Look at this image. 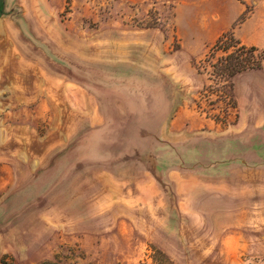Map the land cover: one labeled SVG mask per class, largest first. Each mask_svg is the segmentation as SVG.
Returning <instances> with one entry per match:
<instances>
[{
	"label": "rangeland",
	"instance_id": "rangeland-1",
	"mask_svg": "<svg viewBox=\"0 0 264 264\" xmlns=\"http://www.w3.org/2000/svg\"><path fill=\"white\" fill-rule=\"evenodd\" d=\"M10 2L0 229L19 244L0 264H264V167L246 154L264 130V71L228 96L197 71L226 32L264 49V0ZM120 183L129 210L108 214ZM234 203L258 212L242 247L218 230Z\"/></svg>",
	"mask_w": 264,
	"mask_h": 264
},
{
	"label": "crops",
	"instance_id": "crops-1",
	"mask_svg": "<svg viewBox=\"0 0 264 264\" xmlns=\"http://www.w3.org/2000/svg\"><path fill=\"white\" fill-rule=\"evenodd\" d=\"M9 4H11L10 0H3V14L0 16V23H5L6 27H7V29L4 31L5 33H3V35H4L3 38L9 37L10 29H14L12 27V24L7 22V19L9 16L6 15V13L8 12L7 6ZM251 19L252 18L247 19L246 23H248V21H250ZM263 71H264V68L261 70H254V71L245 72L243 74H246V73H262ZM38 113L39 112H37V110H32L31 115L32 116L33 115L38 116L39 115ZM48 114H49L48 112H46L44 114L42 113V116H46ZM179 114H180V111L177 112V116ZM177 116H176L175 120L177 119ZM208 120L209 119H207V121ZM248 145H249V149H247L248 151L246 154L249 155V157H251L250 159H253L252 160L253 163L251 165L255 166L256 168L264 167V130L263 131L261 130L259 132H256L255 134H253L251 136V138H249ZM151 178L156 180L159 187L161 186V184H160L161 182H160V180H158L159 178H156L155 176H151ZM230 180L235 181V179L232 177H230ZM120 189H121L120 193L111 194L112 202H111L110 206L107 207L108 208V211H107L108 214L116 215L119 213H127L129 210V206L127 205L128 200L125 199L124 198L125 196L123 195L124 186L121 183H120ZM252 194H253V198L258 197L257 192H252ZM17 199H18V196H15L14 200H17ZM108 199L110 200V197ZM108 199H107V202H108ZM137 201H139V205L145 204L144 198L137 199ZM16 203L17 202H15V204ZM219 211H220V208L217 209V212H219ZM16 212H17V210H16ZM13 213H14V210H12V212L9 214V216L11 217L13 215ZM221 213L226 215V210L219 212V214H221ZM257 213L258 212H255L251 207H250V209L243 211L239 205L234 203L232 213H230L232 215V218H233L231 220H233V223H234L233 229L232 230H227L226 228L221 229V230L218 229L219 231H221V233L223 235L227 231L228 232L232 231V234L231 233L228 234L227 237H225V235H224L221 239H223V241H227V240L233 241V246H236V247H242L243 245H246L243 243V237H242L243 225H245L246 223L249 224V223L257 222V220H259ZM244 216L247 217L248 219H247V222L243 223L242 218ZM12 228H14V225H12V224L10 225V227L5 228L4 230L7 231V233H4V234L2 232V229H0V258L5 256V255L15 256V251L17 250L16 247H18L17 245L19 244V240H18L17 236L15 235V232ZM14 236H15V240H17L16 243H12L13 239H11V238H14ZM8 237H9V241L7 240ZM222 244L226 245V242H222ZM42 260H45V259L42 258V259H37L35 261L33 259V262H39Z\"/></svg>",
	"mask_w": 264,
	"mask_h": 264
},
{
	"label": "trees",
	"instance_id": "trees-1",
	"mask_svg": "<svg viewBox=\"0 0 264 264\" xmlns=\"http://www.w3.org/2000/svg\"><path fill=\"white\" fill-rule=\"evenodd\" d=\"M2 14L3 0H0V16ZM263 66L264 49L245 45L235 38L233 32H226L217 39L205 58L198 64L197 71L199 74H203L204 71L210 69V72L207 73L208 80L211 84L215 83V86H210V89L223 87L226 96H228V90L232 89V80L235 77L248 71L261 70Z\"/></svg>",
	"mask_w": 264,
	"mask_h": 264
}]
</instances>
